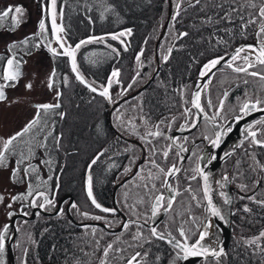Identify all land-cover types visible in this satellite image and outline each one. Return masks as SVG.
<instances>
[{
	"label": "flooded vegetation",
	"instance_id": "1",
	"mask_svg": "<svg viewBox=\"0 0 264 264\" xmlns=\"http://www.w3.org/2000/svg\"><path fill=\"white\" fill-rule=\"evenodd\" d=\"M259 1L231 0L226 4L227 0H221L222 4L218 6L208 5L207 12L211 18L206 22H197V19L194 21L199 16L195 13L198 5L189 4L186 7L190 10L186 14L191 25L189 29H181L187 24H181L177 20L185 10V6L178 2L175 9L174 5L171 7L166 30L163 31V23L156 39L151 34L145 35L139 38L138 47L133 49V39L126 37V51L117 53L106 83L98 84L106 86L112 72L119 71V83H113L109 89L111 100L108 101L110 110L113 109L112 116L115 113H121V116L115 118L108 115L107 121L104 120L107 132L93 134L91 143L86 144L92 147L87 152L92 158L74 166H68L64 160L55 183L52 178L49 180L51 175H46L45 171L57 168L50 158V153L56 147L62 158H66V139L65 134L56 136L52 133L55 123L49 114L53 110H41V123L22 138L23 141H31V144L18 141L8 154L7 167H0V173L2 170L6 173L10 171L11 183L19 189L13 196H27V199L10 202L14 215L6 223L9 231L4 253L5 264H101L102 261L104 264H127L137 252L141 254L137 257L140 264H181L182 261L184 264H211L212 260H215V264L219 263L217 259L205 257H197L196 261L194 257L190 261L179 259L176 256L179 249H174L168 240L174 237L182 241L179 229L183 227L191 244L198 238V233L204 230L203 225L210 224V238L206 243L211 246L209 241L213 240L215 232L214 218L206 210L208 201L204 194V180L197 173V168H202L207 176L214 170L208 182L214 202L220 204L225 201V197L230 199L233 196V226L239 210L242 211L240 202L254 203L250 207L246 206L251 211L253 206L257 209L256 205L259 204V188H264V146L253 143L248 132L256 131L257 139L264 140V123H259L264 119V103L242 119H235L242 115L240 107L243 103H255L257 99L264 101V79L259 75H250L253 71L264 75V65L256 61L259 45L264 43V34L257 36L261 23L264 22L259 17V7L264 3L260 5ZM169 9L170 7L168 13ZM5 19L4 23L0 20V28L12 27L11 15ZM249 20L255 22L249 24ZM196 23H205L204 28L200 29L201 26ZM180 32L187 35L180 36ZM47 39L42 40L43 45L48 43ZM151 39L155 41L153 50L149 52ZM37 43L34 41L31 53L40 49L34 47ZM248 45H255L257 50L249 51ZM240 47H245L246 50L240 54L241 59L234 62V67H247L242 57L248 55L249 63L253 64L248 72L237 73L226 64L235 54V49ZM23 49L19 50L17 44L14 51L26 52ZM169 49H172L170 54ZM138 55L139 61L136 59ZM164 56H168V59L165 60ZM220 56L224 60L212 73L201 78L200 71L204 64ZM120 59V65L125 67L123 75L117 66ZM1 68L0 64V71ZM205 84L208 85L206 89L203 87ZM196 91L201 92L204 112L191 104L192 94ZM208 100H211V106L208 105ZM221 100L224 101L222 111L219 107ZM186 108L192 109L195 116L185 113ZM192 124L195 126L192 127ZM248 125L252 127L249 129ZM222 126L231 128V131L223 135L218 146H214L210 141L215 139V132ZM156 131L161 135H148ZM98 137L105 140H97ZM50 138L56 140V145L51 143ZM79 142L84 152L82 139ZM41 144L45 146L41 147ZM29 146L34 153L30 157ZM181 146L184 151H180ZM21 151L28 158L19 165V178L14 181L11 179V171L17 167L16 161L20 159ZM164 151L169 152L167 158L163 156ZM83 152L78 151L79 155ZM106 152L107 157H101ZM220 156L225 159L215 167L218 163L216 158ZM40 159L51 163L35 164V160ZM94 159L96 163L92 164ZM153 161L164 168L165 173L173 164L180 171L167 176L159 172ZM29 165L36 171L25 174L24 169ZM125 169L130 171L126 172ZM69 170H73L71 177L75 180L68 181ZM89 174L93 178L92 191L97 203L102 208L115 209L114 212H103L91 203L87 196ZM193 176L196 178L192 179ZM165 180L171 187L164 185ZM29 184L32 188L30 196ZM241 186L251 190L244 191ZM38 192L46 193L54 203L44 208L39 207L44 204V198L38 196ZM160 194L165 196V204L158 215L152 217L151 206L155 196ZM172 196H175L173 207L165 211L166 201ZM248 197H255V200ZM73 203L77 206L75 209L71 207ZM55 211L57 213L50 214ZM1 213L0 211V219ZM84 213H88V216ZM95 216L102 219L91 218ZM129 221L136 223L124 229V223ZM50 227H53L54 233L50 232ZM152 227L165 233V239L152 237ZM137 231L142 235L140 239L134 240L133 236ZM109 244L113 247L105 257L104 249ZM227 251L223 255L225 260Z\"/></svg>",
	"mask_w": 264,
	"mask_h": 264
},
{
	"label": "trees",
	"instance_id": "2",
	"mask_svg": "<svg viewBox=\"0 0 264 264\" xmlns=\"http://www.w3.org/2000/svg\"><path fill=\"white\" fill-rule=\"evenodd\" d=\"M227 0L226 4H229ZM48 2V1H47ZM166 0H57L59 7H62L64 17L62 19V25L65 29L64 37L68 45L73 46L81 39L89 35L117 33L121 30L131 29V34L127 37H131V47L136 49L139 45V38L150 35L154 36L158 30H161L162 24L165 23L167 13L165 9ZM183 5V3H179ZM189 4L198 5L195 9V13L198 18L194 21L203 22L209 18L207 7L218 6L222 4L221 0H200L199 4L196 0L185 3V10L182 11V16L179 14L177 20L181 24H187L182 26L181 29H189V19L186 14L190 12L186 7ZM169 7V0H168ZM206 7V8H205ZM200 11V12H199ZM184 13V15H183ZM161 23V26H160ZM197 26H201L203 29L205 23H196ZM50 29V28H49ZM180 29V28H179ZM50 35V34H49ZM50 39V38H49ZM44 39L37 37L29 42L28 46L18 43V48H25L26 52L31 53L33 49L34 41L41 43L43 47ZM102 43L92 42L81 46L76 53V64L79 70L90 81H94L95 85L106 83L111 63L117 58V53H124L126 47H120L117 43V49L105 50L96 52L97 54L86 57L85 53L88 48L100 46ZM23 46V47H22ZM35 47V46H34ZM37 49V47H35ZM103 48V47H102ZM102 51V52H101ZM107 54L113 56L108 57ZM55 77L52 80V89H57L60 93L58 98L59 108L51 109L49 117L53 118L55 123L52 128V133L56 136L58 134H65L66 139V158L57 151L56 147L54 151L50 153L51 161L57 166L56 170L51 171V180L55 183L56 175L61 167L63 161L68 166H74L79 162L86 163L88 161L87 154L91 150V146H87V142L91 143V137L93 134H104L107 132L104 129V120L107 121L108 113L107 107L101 105V103L109 104L107 98L101 96L96 92H92L83 83H81L74 75L70 66L69 57L64 55L53 56ZM19 60L17 57H15ZM19 58H22L20 56ZM122 60L120 59L117 66L120 70V74H124L125 67L120 65ZM66 78V79H65ZM95 103V104H94ZM97 118V119H96ZM101 119L100 121H98ZM96 120L95 122H92ZM53 125H51L53 127ZM97 127V128H96ZM90 137H86V135ZM82 135H85L83 137ZM80 139L84 144V149H81ZM97 140H105V138L98 137ZM51 143L56 145V140L50 138ZM78 151L83 153L79 155ZM71 170V169H70ZM68 171L67 175L70 179L72 171ZM259 189L257 195L260 201H264V189ZM254 205V203H252ZM251 203L240 202L239 206L242 210L238 213V216L234 219V233L236 236L231 241L230 247L226 254V264H264V238L258 240L255 244H249L246 240L242 241L237 238V235H242L243 231L252 227L255 221L258 223V230H264V205L260 203L256 205L257 209L253 206V211L245 212L244 209L247 206H251ZM255 219V220H254ZM51 233H54L53 227H50ZM234 234V235H235Z\"/></svg>",
	"mask_w": 264,
	"mask_h": 264
},
{
	"label": "snow or ice",
	"instance_id": "3",
	"mask_svg": "<svg viewBox=\"0 0 264 264\" xmlns=\"http://www.w3.org/2000/svg\"><path fill=\"white\" fill-rule=\"evenodd\" d=\"M200 0H196V3L199 4ZM50 16H51V33L53 35V37L55 38L56 42L58 43V46L60 49H63V52H59L57 50L56 47H52L51 46V41H48L47 44L43 45L45 47H47L48 51L53 55V56H59V55H64L67 57L71 58V64H72V71L76 73V79H78L81 83H84L87 85V87L92 91V92H97L98 89L93 87L91 84H88V82L84 79V77L80 74L78 68H77V64H76V53L77 51L81 48V46L85 45V44H89L92 43L93 41L95 42H101L103 41L104 37H96V36H91L89 37L87 40H81L79 43H77L75 45V48H72L71 46H65V41H64V37L61 35V33H63L65 31L64 27L62 24H58L57 23V0H50ZM253 7H255V5H252ZM179 7V5L177 6ZM25 12V9L22 6L19 5H9L6 8L0 9V20H4L5 18L9 17L11 15V21H12V25L13 27L18 26L21 22V18L23 16ZM45 12H49L48 9H45ZM59 15L62 17L63 16V11L61 10ZM259 17L261 18L262 21H264V5H261L259 7ZM227 18V16H226ZM173 19H175V17H173ZM254 20H249L248 23H254ZM38 29L39 31L35 34H33L32 36L26 37L23 41H20V44H24L27 45L29 44V42L33 39H36L37 37H44V39L46 40L47 37L45 36V33L48 31V29L46 28V21L44 18L40 19L39 24H38ZM131 34V29L126 30L125 32H121L119 34H113L112 35V39L115 40H119L120 37L125 36V35H130ZM264 34V22L261 23L259 32L257 33V36H260ZM180 36H186L187 33H180ZM121 43H123V41H121ZM41 43H37L35 45V47L39 48L41 47ZM17 47V42H13L11 44L8 45V49L9 51L13 50L14 48ZM247 49L249 51H256V46L255 45H248ZM245 47H240L237 48L235 51V54L231 56V59L228 60L226 62L227 67L229 68H233V70L237 73L240 72H248V69L253 67L252 63H249V56L245 55L242 57L244 63L247 65V67H240V66H235L234 67V62L237 60L241 59L240 54L245 52ZM169 54L171 53L172 49H169ZM137 61H139L140 56L138 55L136 57ZM164 59L167 60L168 56H164ZM224 60L223 56H220L218 58L209 60L206 64H204L202 70L200 71V77H206L209 75V73H212V70L216 68L217 65H219L221 63V61ZM256 61L260 64V65H264V43H260L259 48H258V55L256 56ZM56 73H55V69H53L50 77H49V84L48 87L51 88L53 87V83L52 80L55 77ZM250 75L252 76H260L261 79H264V75H261L258 72H251ZM21 76V70H20V61L17 60L15 58V55H13L11 58L7 59V67L3 70V80L5 81V83L0 84V101H3L6 99V95H5V87H12L14 86V83L11 82H15L18 80V78ZM119 71L118 70H114L111 74V77L108 80L107 86H102V90L99 91V94L105 98H107L108 100H111V96H110V92L109 89L112 87L113 83L118 84L119 83ZM66 79V78H65ZM207 84L203 85V87L206 89L207 88ZM27 88H31L32 85L31 83L26 85ZM129 87H131V85H129ZM57 98H59L60 93L57 92ZM225 97L227 96V93L224 94ZM208 105L211 106V100H208ZM262 103H264V101H261L259 99H257L255 101V103H252L251 101H247L245 103L242 104V106L240 107V113L242 114L241 116H237L235 117V119L239 120L242 119L243 116L248 115L251 111L253 110H258V106L261 105ZM191 104L195 109H198L200 112H204V108L201 105V92L200 91H196L192 94V99H191ZM223 104L224 101L221 100L219 107L220 110H223ZM59 104H37L35 105L37 112L36 115L33 117V119H31L27 124L24 125V127L20 130L15 132L14 134L8 136V137H0V167H7V157L8 154L14 149V145L20 141L23 143H28L29 145L31 144V141H23L22 138L30 133L38 124L41 123V110L47 111L50 109H55V108H59ZM185 113L191 114L193 116H195L194 113H192V109L190 108H186ZM207 115V113H205V116ZM215 118L213 117V120ZM259 123H264V119H261L259 121ZM192 127L195 126V124L191 125ZM183 127V126H182ZM252 125H248L247 128H251ZM231 131V128H223V126L221 127L220 130H217L215 132V139L211 140L210 142L214 145V146H218L223 135H226L227 132ZM148 135H151L153 137L155 136H159L161 135V133L159 131L156 132H150L148 133ZM248 135L252 138L253 143L264 146V140H259L257 139V132L256 131H249ZM47 139V137L45 138ZM144 139H146V137H144ZM41 147H44L45 145L41 144ZM171 147V146H169ZM185 149L183 148V146L180 147V151H184ZM28 153H29V157L34 155L32 147L29 146L28 148ZM20 155V159H18L16 161L17 167L12 169L11 171V179H13L14 181L17 180L18 177V173H19V165L21 163H23V160L28 158L25 157L23 151H21L19 153ZM169 155L168 151H164L163 152V156L165 158H167ZM214 158V157H213ZM97 159H99V157H97ZM43 163H51L50 161H43ZM96 163V159H94L92 161V164ZM153 165L159 169V172L161 173H165V169L161 168L159 165L155 164V161L152 162ZM91 167V165L89 166ZM30 171H36L35 168H33L32 165H29L27 168L24 169L25 174H28ZM125 171H130V169H125ZM180 169L176 167L175 164L172 165L171 168H169L167 170V172L165 173V175L167 176H171L176 172H179ZM197 173L203 176V180H204V194L205 197L207 198L208 201V208L206 209L207 211H209L211 213V215L213 217H218L219 219L223 220L224 217L221 215L220 209H218L213 203H212V198L209 195L210 192V186L208 184V176L206 174H204V170L202 168H197L196 169ZM151 175V173L149 174ZM158 178V177H157ZM196 177L193 176L192 179H195ZM51 179V177H49V180ZM92 176L91 174L88 175L87 177V196L91 199V203L97 208V209H101L103 212H114L115 209H110V208H102V206L97 203L95 197L93 196V191H92ZM225 179H227V177H225ZM46 183V182H45ZM164 185L171 187L170 184H168V181L165 180L164 181ZM153 189L155 188V185L153 184ZM242 188H246V186H241ZM190 191V189H189ZM28 195H32V188H31V184H29V191H28ZM38 196H42L44 198V204H40L39 207L44 208L46 205H52L54 203L53 200L48 199V196L46 193L44 192H38L37 193ZM221 195H224V193H221ZM20 199H27V196H25L24 194H19L17 196H12L11 200L13 202L20 200ZM248 199L251 200H255V197H248ZM4 200L3 195H0V203H2ZM175 200V196L169 197L166 201V207H164V210L167 211L169 209H171L173 207V203ZM143 201H141L142 203ZM225 202H228V198L225 197ZM258 203H260L261 205H264V201H257ZM33 204H35V201H33ZM165 204V196L163 194L160 195H156L154 198V202L151 206V215L152 217H156L158 215V213L161 211L162 206H164ZM8 207H11V204L8 205ZM71 207L73 209H75L77 206L76 204H72ZM63 210L61 209V212ZM245 212L250 211V209H248L247 207H245L244 209ZM9 217L13 216L14 213L9 212L8 213ZM84 215L87 217L88 213H84ZM92 219H96V220H100L102 219V217L100 216H95V217H91ZM132 223H136L135 221H129L127 223H124L123 227L124 229H128L129 225ZM209 227H211L210 224H205L203 225V231H200L198 233V238L195 239V241L191 244H189V239L190 237L186 234L185 230L183 227H181L179 229V235L180 237L183 238V240H177L174 237L168 240V243L172 245V247L174 249H179V251L176 253L177 258L179 259H184L187 260L189 257H216V258H220L224 255V248L220 247L219 249H217L216 247H211L209 245H207L206 240L209 239ZM9 231V225L5 224L3 226V229L0 230V264H5V260H4V253H5V247H6V238H7V234ZM151 231V235L152 237H156L160 240H164L165 239V233L160 232L157 230L156 227H152L150 229ZM93 232H95V229H93ZM141 232L137 231L135 233V235L133 236L134 240H138L141 238ZM168 236H171V233L167 234ZM264 238V231H261L259 233V236L255 237L253 240L248 241L249 244H255L257 240ZM112 244H109L107 246V248L104 249V256L107 257L109 250L112 249ZM181 253L183 254L181 256ZM141 254L139 252H137L135 255H133L127 262V264H140V262L137 260V257H139ZM145 256H147V253L144 254ZM101 264H104V261L101 262Z\"/></svg>",
	"mask_w": 264,
	"mask_h": 264
},
{
	"label": "rangeland",
	"instance_id": "4",
	"mask_svg": "<svg viewBox=\"0 0 264 264\" xmlns=\"http://www.w3.org/2000/svg\"><path fill=\"white\" fill-rule=\"evenodd\" d=\"M191 1L193 0H172V5H174L173 8L175 9L178 2L179 3L181 2L183 3V5H185V3L187 4L188 2ZM49 3L50 0H0V9L6 8L9 5H13V6L19 5L25 9V12L21 18V22L18 26L13 27L12 25V27L0 28V64L2 65L1 68L2 71H0V84L5 83L2 77H3V70L7 67L8 58H11L13 55H15V57H17L20 61V70H21V76L18 78V80L15 82H11L14 83V86L5 87L4 91H5L6 99L0 101V137L6 138L17 131H20L24 127V125L27 124L36 115L37 109L35 105L56 104L58 102L57 101L58 98L56 94L59 91L57 89H52L48 87L49 77L53 69H55L54 58L52 57V54L48 51V49L40 48L36 50L34 53L14 51L15 48L11 51H9L8 49L9 44L13 42H17L18 44L20 40H24L26 37L32 36L33 34L37 33L39 31L38 29L39 21L40 19L44 18L46 21V28L48 29V31L45 33V36H48V38H50L47 40L51 41L52 47H56L59 52H63V49L59 48L58 43L56 42L55 38L51 33V22H50L49 12H45V9L49 10ZM262 3H264V0L259 1L260 5ZM165 4H166L165 9L166 11H168V0H166ZM61 10L62 7H59L57 4L58 24H62V19L64 17V13L62 17L59 15ZM4 20H1L2 23L5 22ZM121 32H125V31L121 30L120 32H117L115 34H119ZM158 32L153 34L155 36V39L158 36ZM113 34L114 33L112 34L109 33L108 35L103 36L104 39L103 41H101L102 44L100 45L103 48L98 47V45H95V47L92 48H88L85 53V56L90 57V54L95 55L97 54L96 52H100V50L102 51L105 50L106 52L112 49L118 50L117 47L119 46H117V43L120 44V47L122 48L126 47L125 39L127 35L120 37L119 40H115L112 39ZM61 35L64 37V32L61 33ZM96 35H100V34H96ZM121 41H123V43H121ZM150 41H152V45L149 52L153 50V46H154L153 44L154 41L152 39ZM20 56H22L23 58H19ZM29 83H31L32 85L31 88L26 87V85ZM98 87L102 89L101 86L98 85ZM101 105L102 106L105 105L107 107L106 110L110 117L115 116L116 118L117 116H121V113H115L112 116L113 109L110 110L109 104L107 105V103H101ZM106 154L107 152L104 154V156L102 155L101 157L103 158L107 157L105 156ZM91 158L92 157L89 156L88 161ZM38 162L43 163V159H40L38 161L35 160V164ZM45 174L51 175V171L50 172L45 171ZM0 181L2 182V189H0V192L1 191L2 192L0 193V195H3L4 197V200L0 205V211L2 212L1 213L2 217L0 219V227H3L7 222H10L8 213L11 212V207L9 208L8 205L10 204L11 197L17 191L18 187L11 183L10 171L6 173L5 171L2 170L0 173ZM25 186L23 188H25ZM263 189L264 188H261V190ZM243 190L250 191L251 189L243 188ZM214 225H215V219H214ZM257 225L258 224H253L252 227H249L245 231H243L242 235H237V238L239 237L238 238L239 240L242 241L246 240L247 242L253 240L255 237L259 236V233L261 231H264V230H258ZM233 231L234 229H232L230 242L227 250L230 247L232 239L234 238V236H236V234ZM212 241L213 244L211 243ZM209 242L211 246L218 245V241L216 238H213V240L211 239ZM257 242L258 240L256 241V243ZM192 258L193 257H189L186 261H190ZM217 261L219 262L218 264H226L224 258H223V262H220L219 260ZM215 263H216L215 260L211 261V264H215Z\"/></svg>",
	"mask_w": 264,
	"mask_h": 264
},
{
	"label": "water",
	"instance_id": "5",
	"mask_svg": "<svg viewBox=\"0 0 264 264\" xmlns=\"http://www.w3.org/2000/svg\"><path fill=\"white\" fill-rule=\"evenodd\" d=\"M50 7H51V5H50V3H49V17H50V22H51V16H50ZM169 7H170V9H169V13H168V18H167V20H166V22H165V25H164V30L163 31H165L166 30V27H167V25H168V22H169V20H170V16H171V12H172V9H171V7H172V0H169ZM91 36H96V37H103V36H106V34H100V35H89V36H86L85 38H83V39H81V40H87L89 37H91ZM80 40V41H81ZM65 41V40H64ZM80 41H78L77 43H79ZM76 43V44H77ZM75 44V45H76ZM75 45H73V46H71L72 48H75ZM65 46L67 47V46H69V45H67L66 44V42H65ZM235 51H236V49H235ZM234 51V52H235ZM69 62H70V66H71V68H72V64H71V58L69 57ZM78 68V67H77ZM78 70H79V68H78ZM79 72H80V74L84 77V79L88 82V84H91L93 87H95V88H97L98 89V91L96 92V93H99V91H101L102 89L101 88H99L98 86H96L95 84H93L88 78H86L83 74H82V72L79 70ZM74 73V75L76 76V73L75 72H73ZM153 76H155V74L153 75ZM153 78V77H152ZM151 78V79H152ZM150 79V80H151ZM149 83V81L141 88V89H143L147 84ZM84 84V83H83ZM86 87H87V85L86 84H84ZM106 86H107V84H106ZM140 89V90H141ZM139 90V91H140ZM112 109V108H111ZM262 110L264 111V107H262ZM235 138L233 139V142H235ZM227 154H230V153H227ZM217 159V161H218V163L215 165V167L217 166V165H220V163L223 161V159H225V157H218V158H216ZM213 169H212V171L210 172V174H209V176H208V182L210 181V178L212 177V175H213ZM210 192H212L211 190H210ZM211 196V195H210ZM212 203L218 208V209H220V212H221V215L224 217V219L223 220H221V219H219L218 217H214V219H215V232H214V234H213V238H216L217 239V241H218V245H217V249H219L220 247H223L224 248V254L226 253V251H227V248H228V245H229V242H230V237H231V232H232V214H233V212H232V204H233V198H230V199H228V202L226 203L225 201L224 202H222V203H220V204H218V202H214V199H212ZM217 204V205H216ZM54 213H57V211H55V212H51L50 214H54ZM195 258H197V257H194V259ZM208 258H211V259H217V260H219L220 262H223V256L222 257H220V258H216V257H208ZM186 261V260H185ZM195 261H196V259H195ZM181 264H184V261H182L181 262Z\"/></svg>",
	"mask_w": 264,
	"mask_h": 264
},
{
	"label": "bare ground",
	"instance_id": "6",
	"mask_svg": "<svg viewBox=\"0 0 264 264\" xmlns=\"http://www.w3.org/2000/svg\"><path fill=\"white\" fill-rule=\"evenodd\" d=\"M86 77V76H85ZM87 78V77H86ZM92 82V81H91ZM93 83V82H92ZM94 84V83H93ZM89 89V88H88ZM233 225V224H232ZM233 229H234V226H233ZM213 244V241L211 242Z\"/></svg>",
	"mask_w": 264,
	"mask_h": 264
}]
</instances>
